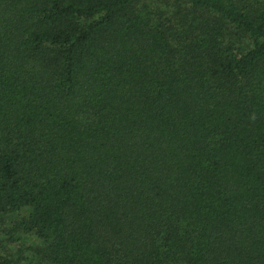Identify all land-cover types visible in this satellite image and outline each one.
Here are the masks:
<instances>
[{"label": "trees", "instance_id": "obj_1", "mask_svg": "<svg viewBox=\"0 0 264 264\" xmlns=\"http://www.w3.org/2000/svg\"><path fill=\"white\" fill-rule=\"evenodd\" d=\"M33 262L264 264V0H0V264Z\"/></svg>", "mask_w": 264, "mask_h": 264}, {"label": "rangeland", "instance_id": "obj_2", "mask_svg": "<svg viewBox=\"0 0 264 264\" xmlns=\"http://www.w3.org/2000/svg\"><path fill=\"white\" fill-rule=\"evenodd\" d=\"M20 243H16L15 245L12 246L14 248V251L15 250H20L21 248H22V250H25L26 246H28L29 244H31V239H28V241L23 242V245H21ZM30 264H36V262L30 263Z\"/></svg>", "mask_w": 264, "mask_h": 264}]
</instances>
